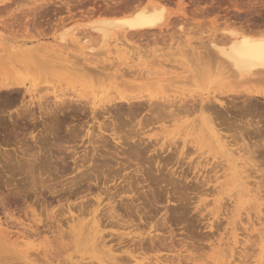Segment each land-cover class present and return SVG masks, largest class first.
Segmentation results:
<instances>
[{"label":"bare ground","instance_id":"6f19581e","mask_svg":"<svg viewBox=\"0 0 264 264\" xmlns=\"http://www.w3.org/2000/svg\"><path fill=\"white\" fill-rule=\"evenodd\" d=\"M7 1L9 0H0V5H2L4 9L7 6ZM99 1L100 3L98 2V0H65L61 6L65 8V10H67V12L70 15L75 14V12H72L73 9H75L76 7L78 8L82 7L81 9L83 11H81L80 14L82 12L85 13L84 16L85 17L87 16L86 18L89 19V20L87 19L86 29L87 32L90 33V36L92 34L93 37H96V39H98L97 41L98 42L100 41L99 43H101V45H103V43L110 44L111 41L113 40L121 42V45L119 46H118L119 42L115 43L116 46L115 51H117L118 54L124 52L126 49L129 48L127 43L129 42V40H132L133 38L134 39L137 38L140 41H143V39L145 40V38L147 40L150 37V32L162 28L166 22V19L168 18L165 15V3L170 0H99ZM197 2L199 1L195 0L194 5ZM228 2L231 4L235 3V1H233L232 3V0H228L227 3ZM89 3L90 5H88ZM177 3L180 8L185 7V3L183 2V0H178ZM212 3L216 7V6H220L221 2L217 0H211V4ZM52 4H54L52 0H47L44 2V5L41 6L44 13H48L50 10H53V8H51ZM234 6L236 5L234 4ZM261 6L264 7V3H262ZM247 20L246 22L243 21V18L242 21L230 20L228 23L229 25L226 26L223 29V33L220 34L222 36H220L219 39L213 37L215 38V40L213 38H210L209 41L207 42L209 45L206 44L207 46L206 48H208V51L210 53L206 50V48H203V45H201L202 47L199 46L201 48L198 47L199 50H195V51H193L195 47H192L190 49L189 47H184L183 45L185 51L189 49L187 52L188 55L189 53L190 56L192 55L197 57L198 55L200 59L197 57L199 59L198 60L194 57L196 61L197 60L200 61L204 57L203 58L204 61L198 62L199 64H197V66L198 65L201 66L202 64L206 63L205 65H202L201 68H203L204 70V67L206 68L207 64H209L207 68L210 69V66L216 62L215 64H213L214 66L211 67H215L216 65V68H218L219 71L221 70L223 71V73H225V77H224L225 82L242 86V88L240 89H231L230 91H228L229 93H227L226 91H220L218 94L207 98L202 97L200 99H195L181 95H170V94L154 95V93L149 95L135 94L133 96L131 95L128 96V95H123L120 92H117V89L114 88L116 86H114L113 90L115 91L111 89V91H113L114 93L110 92L109 90L110 95H108L107 93L105 94L106 96L104 95V97H100L97 99L96 97L90 98L89 96L91 94L93 96L98 94H93V92L91 94L88 93L89 95L88 94L87 95L89 98H87L86 95H84L85 92L83 91L84 93L80 95L75 94V96L77 95L74 98L75 100H73V98L70 100L66 99L63 97L65 95L62 96V94L61 95L58 94L57 96L54 97V100H52L51 102H49L50 101L49 100L47 102V100H45L46 98H43L44 96L38 97L39 95L34 96L35 94L34 95L30 94L28 91L29 89L25 87L24 83L15 80V78H13L9 74V71L7 72L6 65H2L1 66L2 78L0 80V131H2V133L4 131L8 132L9 136L10 135L13 136V137L10 136V138H14V139L17 138V140L15 141H18L20 135L23 136L21 137V140H23L22 138H24L26 134L30 136L29 138H31V141L33 140L32 141L34 142L33 144L34 145L36 144L37 147V150L36 149L33 150L31 149L32 146L31 145L30 149L33 152L31 153L30 151L29 153V151L26 150L25 148L26 146L24 147V145L27 144L26 142H23L22 144L23 146L20 145L22 141L21 142L19 141L20 144L17 142V144L19 145L16 146L17 145L16 144L15 145L16 147H14L13 144L12 146L14 147V149L16 148L17 150L19 149V151L21 150L22 152L21 154H23L21 156L22 158L19 159L18 158L19 155L18 156L15 155L17 154L18 151L15 154L13 153L18 158L17 162L21 166L23 165L22 167L20 165H17L15 160L14 162L16 163L17 167L19 166L18 168L19 169L21 168L20 169L21 172L27 168H30V170L28 169L27 171H32L33 169L32 167L36 165L38 166V164L39 166H41V167L38 166L39 167L38 169L43 168L47 163V157L52 156L50 152L53 154V148H55L54 146H57L58 149L55 150L58 151L60 150L59 152L57 151V154H55V157L58 156L59 158L57 162L59 161L66 162L65 158L67 159L69 158L73 163L72 165L73 167L71 168V170L69 169L70 171H68L67 174L69 172L72 173V171L75 172V170L78 172L77 174L75 173V177L73 176V178L70 179V182L69 180L65 181V183H70V185L68 184L69 186L66 185L68 187L60 186L61 193H59L60 191L59 192L57 191L59 189L50 188V186H53L50 183H48L50 185L47 184L45 185V187L42 184V186L44 187V191L46 189V192L48 191V193L51 195L48 196L52 197V194L58 192L59 198L53 195L54 197H56V200L55 199L54 200L64 201L63 203L60 204V207L65 205L66 210L69 214L68 218H70V221L68 220L69 222H67L68 229L66 228V230L70 235V239L67 238V240H64V232L66 230L65 229H64L65 231L63 230L61 224L62 222L60 221V219L62 218L61 216L63 215L58 214L59 212H56V209L51 210L47 208L49 205L47 207H45L46 206L45 205L43 208V210L45 211L44 212L45 218L43 216V219H45V221H43V219L40 218L41 216L40 212L36 213V210L32 207L34 203H32L31 206H29L31 211L30 221H32V225H28L27 228L24 230V232H21V235L17 236L16 238L20 237L22 240H26L27 238H31L32 235L34 238V236H36L35 234L41 233L40 231H38V229L43 225H47V222L49 220H52L56 223V228H58L56 231L58 236H55V238L60 244L69 242V244L66 245L69 247L67 250L73 249L74 254H78V255L84 254L89 250L90 252H94V253L96 252V254H91L89 257L94 258L95 261L98 262V264H125L127 260L132 261L138 258H147L146 255H148L149 253L151 254L152 252L154 255L153 259L155 260L154 264H188L190 261L193 262L194 260H198L197 258L203 259L200 263L197 264H251V263L264 264V236H262L263 234L261 235L259 240H257L258 237L254 238L256 241L253 239V237L254 236L256 237L257 235L250 234L251 237L254 235L252 237L253 240L250 239L251 241L249 244V246L251 245L250 247H253L252 245H254L258 241L261 242L258 247L257 253L254 252L255 250H253V252L252 250H250L252 254L254 253V255L252 256L251 252L248 254L247 252L248 245L246 244V242L248 241L246 237L249 236L250 232L249 233L247 232V234H244L246 232L244 233L239 232V234L242 233L240 234L241 236L238 235V233L236 232L237 227H238V231L240 230L245 231L246 229L249 230L250 228L254 227L255 224L257 225L255 219L259 220V222L261 221V224H263L264 217L262 215V210L260 208H258V211H255V214L253 213L254 217L248 211L251 216L247 214L245 215V217L243 216V218L239 217L240 219H235V224L233 218L227 221V224L230 225V229H231V236L230 238L228 237L227 239H224V237L222 238L221 236L216 239L214 234L215 232L223 228L221 226L222 223L220 222L221 220L208 221L205 218L207 221L204 222V224L198 228L194 224L196 219L193 217L195 219L194 222L187 221V223L185 222L186 224L182 226L183 228L182 231L185 232V235H183V233L180 234V237L182 236V239L178 240L177 242L175 241V236H177L176 235L177 229L175 230V228H177L178 226L177 227L175 226L176 225L181 226L185 220L179 219L178 215H176L174 209H171L172 207H170L171 205L169 206V204L164 205L165 210L162 213H158L159 210L157 209L158 202L161 200L162 196H165L166 203H172L173 205L179 207L180 204L186 203L188 199H191L190 195H194L192 196V199L195 197V195L197 197L199 193H202V195L204 193L206 195L205 192L208 189H211L206 186L212 183L211 178L215 177L214 175L215 172H212L214 175L212 176V173L210 171L214 170L215 168L217 169L219 168L217 171H219L221 168L223 169V173L221 172L222 176L220 173L219 177H217L218 176L217 175L215 179L217 178L219 179L220 176L222 178L224 177V181L221 186V189L220 191L217 190L218 191L217 193L221 195L224 194L226 197H231L232 195L233 198L232 197L231 198L234 199L235 196H244V195L245 197L246 195L250 196L251 195L250 193L252 192L254 197L258 196V198H256L257 201L264 200L263 199L264 198L263 196L264 195L263 194L264 193L263 190L264 189V167H263L264 164V22L261 21L253 22V20L252 21L250 20L247 21ZM88 39H89V35H88ZM147 45L148 44L146 43V45L143 46L146 47ZM191 46L192 45H190V47ZM87 47H88L87 45L86 47L82 45L79 47L80 48L79 53L78 54L74 53L79 56V59L77 58L78 60L75 58L76 55L74 56L73 53L72 54L67 53L68 56H66L67 54H65L64 52L56 55H58L57 58H62L63 55L65 54V57L67 59L62 58L61 59L62 62L69 61L70 56L74 57V59L71 58L72 59L71 64H74L75 66L82 69L81 66L79 65L81 64V62H82L81 65L86 63L87 65H90L93 63V61L94 63L95 61H98L94 59V57L96 58V56H91L94 55L92 54L94 53L92 52L94 51L93 50L94 47H89L90 50L92 49L91 50L92 53L91 55L90 54L89 55L93 57V59L89 57L88 53H86L87 51H85V49H89ZM185 48L188 49L186 50ZM202 48L209 53V57H207L208 53L206 51L204 52ZM55 49L58 51L60 47L59 48L56 47ZM55 49L52 50L55 51ZM200 49H202L201 51H203L205 54L207 53V55L201 52ZM168 50L170 51V49ZM176 50L180 51L182 50V47L181 48L179 47V49L177 48ZM184 50H182L183 53L185 52ZM59 51L62 52L64 50L60 49ZM50 54L52 55V57H55L52 52H50ZM199 54H202L203 56L202 55L199 56ZM192 56L191 58L192 60H194ZM81 57L83 58V61H81L82 60ZM114 58L115 57H111V59ZM209 58L210 60H208ZM107 59H110V56ZM79 60L81 61L80 63L77 62ZM192 60L191 62L193 63ZM211 60H213L214 62L212 61L213 62L212 63ZM74 62L78 64L76 65ZM114 63H112L111 66L113 64L114 66L119 64L116 61ZM128 65L130 66L133 65L132 66L133 69L130 70L131 72H129L127 68L126 71L128 72H126L125 68L122 67L124 71L121 68L119 70L120 73L118 72V76H115V78H113V82L115 84L118 85L122 83L123 85L124 83H127V86H129L128 83H131L130 84L131 87L132 83H134L132 87L135 88V86L137 87L139 85V84L135 85V82L139 78H140L139 81L140 80L150 81V79H146V78L148 77L151 78V76L153 77L155 76L150 72H149L150 75L147 74L148 72L146 74L139 72L140 75L137 72L138 73L137 76L139 77L138 78L135 75L136 72L135 71H134L135 73L132 72L133 70H135L134 67H136L137 64H135V66L133 63ZM98 66L99 69L100 65ZM89 67L91 68V66L85 65L83 66V69L85 68L84 70H86L88 68L90 71L91 70L94 71L96 66L94 67V69L93 66L91 69ZM194 67H196V65ZM201 68L198 66L197 71L199 70L200 72H202L203 70ZM98 69L96 68V70ZM207 70L205 69L204 72L206 73ZM95 71L93 73L98 72L97 73L98 75H100L103 71L107 72L105 71V65L99 69L100 73L99 71L96 72ZM110 71L112 72V70ZM199 71L197 72V74L199 73ZM103 73L100 76L104 78ZM152 73L154 72L152 71ZM116 74L117 73H115V75ZM104 75H107L105 76V78L108 77V74L105 73ZM177 75L181 76V74H177ZM178 76H172V77H175L174 79L177 80ZM194 76L195 75H193V77L191 76L192 78L191 77L190 78L194 79L195 78ZM167 78L169 77H166V79L164 78V81H162L163 78L162 80L159 81L161 83L162 82L166 83V81L168 82L170 80V78L169 80ZM186 79H184L183 84L185 83ZM179 81L180 80H178L177 82L180 83L181 81L180 82ZM168 83H170L169 84L170 86L180 85L178 83L175 84L174 80L173 81L170 80V82ZM168 83L166 85H168ZM143 85H140V87L141 88L144 87ZM147 85L153 86L152 84H147ZM160 85L163 86L162 84L159 83L156 84V87ZM150 86L148 88H151ZM58 88L61 89L62 87H57V89ZM73 95L71 96L73 97ZM70 112H75L76 114L74 113L71 114L75 116H77L78 114L80 116H84V118L85 115L87 114L90 116V121L93 122L92 125H90L86 129H83L85 125L84 123H82L83 121L81 120V123L84 125V126L81 125L83 126V128L81 127L83 130L81 128H80L81 130L79 129L80 125L77 126L79 130H76L75 129L76 127L71 128V126H70L71 129H69V127L66 128L68 137L69 138L71 137L70 139H72L73 137L80 138V139L78 138L81 142V143L79 142L80 143L79 146H82L86 143L90 146L88 147V145H86L85 148L83 147L82 150L83 153H81V156H77V152L78 154L80 152L77 149H75L76 148L75 146H74L75 148H73L70 147L71 145L70 146L66 145L68 144L69 139L67 138V136L65 137L63 136L66 135L67 133L61 136L62 138L65 139L67 138L66 140L67 143L65 142V140L62 141L66 143L65 145L62 144L61 140L63 139L60 138L59 136L60 132L64 133L62 132V128L68 126L70 120L67 121V118L69 119L70 117H72L71 114L70 117L68 115V113ZM74 117L73 120H75L76 118ZM100 118L102 119L100 120ZM78 119L77 122H79ZM84 122L85 124H87L86 121ZM178 122H180V124L185 122V124L183 126L177 125ZM73 125L75 126V124ZM152 127H156L157 131L151 133L150 130L152 129ZM178 128H181L180 130L183 131L182 133L181 131L179 132L181 135H183V133L186 134V136L194 135V137H192L188 141H186L187 139L185 138L181 139L182 143L179 149L177 148V146H175L176 145V141L174 140L175 138L171 136V133L177 131ZM200 131H203L208 137H210L213 140V143L211 142L212 144L210 143L211 144L210 146H213V148H215L214 146H216V148L220 149L219 151H221V153L220 152L218 153L222 154L221 156L224 157L223 161L219 160V163H216L218 162V160H216L218 158L217 157L215 159L216 162L212 163L216 165H211L210 167V165L208 164V162L210 161L208 160H211V158L209 159L207 155L206 157L204 156L203 158L202 155L205 153L204 151L202 152V154L199 153L198 157L195 156L194 158H192L193 160H190L191 158L189 160H185V158L182 157V154H184V156L186 155L183 152L184 149L185 152L186 150L188 151L189 149L193 150V152L197 151L199 147L195 134L197 132L200 133ZM78 139L76 141H78ZM15 141L13 142L11 141V143H14ZM203 141L205 140L203 139ZM7 142H10V140H7ZM70 142L71 141H69V143ZM4 145H0V150L2 148L8 147ZM51 145L53 146L52 149L50 148L52 147ZM110 145L113 148L112 150L109 149L111 148ZM233 145H237L240 149L233 148ZM69 147L72 148L70 153L67 150ZM87 147L90 148V150L89 149L87 150ZM100 148L104 149L105 151L110 150L108 151L110 155L111 153H113L123 156V158L121 159H125L124 161L126 162H120L121 161L120 160L119 164L121 163L120 164L121 166L117 163L119 165L117 167H120L119 172L116 169H114L113 171L110 170L111 172L105 171L107 172V175H105L103 168H105L104 166L107 165L106 168L108 169L109 168L108 163L105 161H102L100 163L94 162L95 158L98 157L104 158V155L102 154L103 152L99 153L102 150V149L100 150ZM62 149L63 151L64 150L67 151L69 154L67 153L65 154V151L62 152ZM241 150L245 154H247V156H245L244 158L245 160L242 159L243 161L241 163H238V160L243 158V156L245 155V154L243 155V153L239 154L240 152H242ZM6 152H8V150H6ZM9 152H11V150ZM26 152L29 154L25 157V154H27ZM48 152L50 155L48 154ZM164 152L166 155L162 156ZM8 154L10 153H7V155H5L4 152V155L6 157H8ZM62 154L63 156H61ZM148 154H150V158L147 157ZM10 155L8 157L9 159H10ZM180 155L182 158H180ZM211 156L213 157L214 155ZM12 157L14 158V156ZM185 157L188 158V155H186ZM196 157L199 159H195ZM13 158L12 160H14ZM9 159L8 160L6 159L7 162L9 163H6L7 165L4 164V167L5 166L8 167L7 168L8 170L6 169L5 170L6 172L11 173V171L14 170V166L13 164H10L11 159L10 160ZM116 160L118 161V159ZM141 160L143 161V163L148 162V164L146 163L147 164L145 166L146 168L144 167L145 169L142 167ZM131 162L132 163L134 162V165L136 164V168H134V170H132L133 168L130 166ZM220 162H224V164L223 163L220 164ZM87 163L88 166L91 165V167L93 168L92 169L93 172L91 173L84 172L85 170L88 172L89 168H91L85 165ZM184 164H186V166L187 165L189 166L186 167L187 170L189 169L188 172H190V170L193 171L191 168L195 170L194 172L196 173V175L195 173L193 174L195 178L193 176H192L193 180L190 178V180H192L191 183L194 181L193 185H191L190 181L187 180L189 175H186L184 172H183L184 174H181L182 166ZM218 164L223 167L221 168L217 167ZM174 166L175 168H173ZM130 167L131 170H129ZM208 167H210L209 168L210 170L208 169ZM22 168L24 169L22 170ZM59 168H62V170L60 169V171H58ZM68 168H69V164H68ZM178 168L179 170H181L180 171L181 175L179 173L177 174V172L179 171ZM56 169L58 170H55V174L52 178L50 175L48 176L49 173L47 174L50 180L56 178L57 176L64 177L66 170H68L67 164L63 163L62 167L56 166ZM121 169L122 170L124 169V171L127 170L128 172L125 173L123 172L124 174L120 175ZM201 169L203 170L208 169L209 171L205 170L206 172L203 174V170ZM166 170L169 172L166 173L165 172ZM199 171L202 174L200 173L201 175L198 177L197 172ZM207 172H210L211 176L207 174ZM257 172H260L258 176L256 175ZM15 173L13 174L12 172L13 176L15 175ZM27 173L31 175V177H33V175L31 174L32 172L31 173L27 172ZM110 173L111 175L109 177ZM243 173L244 175H241ZM10 176L12 175L10 174ZM31 177H29L30 178L29 181L28 176H26L27 178L26 180L28 181L25 182H28L29 184L33 180V178ZM248 178H253L255 180H250L249 183ZM36 179L37 178H35L34 181ZM245 179L247 180L245 181ZM117 180H119V182H116ZM83 181H85L87 184L85 182L84 184H82ZM111 181H114L113 185L112 184L108 185L107 183ZM221 182L219 181V183ZM34 183H38V181L36 180ZM34 183L33 182L30 183V185H32V187L36 185L38 187H41L38 184L34 185ZM161 183L164 184L162 185V187H161ZM179 184H181V186ZM248 184L254 185L253 187L256 186V190L251 188L252 186L248 188L247 187ZM27 185L25 183L24 185H20V186H25L26 190L27 189L29 190L31 187L27 188ZM110 185H112L113 187H111ZM137 186L140 187V190ZM234 187L235 188L237 187L236 190H233ZM25 188H23V190ZM213 189L214 191L211 192L212 194H214L213 192H215V187ZM37 190L39 189L37 188ZM231 190L233 191L231 192ZM229 191L231 192V194L228 193ZM24 192L26 191L24 190ZM39 192L42 193V191ZM8 193H10V190L8 191ZM211 193L208 192L207 193L208 195L206 196L204 195V196L208 197L209 194ZM18 194L19 193H14L12 198L11 197L9 198V201H11L10 199H12L11 205L15 204L14 205L15 207L18 208L20 207L21 209L23 203L21 202L22 204L21 206H19L20 203H18L17 201ZM24 194L28 195L27 193ZM48 196L46 197H44V195L42 196L46 200H44L43 198L40 199L50 204V202L54 200L48 201L47 200ZM71 196L73 197L75 196V199H73L74 201H76V199L79 200L74 202L73 203L74 205H71V203H69L70 205L69 204L66 205V203L69 201ZM4 199H6V197H4ZM40 199L38 198V201ZM48 199H52V198H48ZM218 200L220 201V199H217L216 202ZM6 201L8 202L7 199L5 200V202ZM174 201H176L177 203L176 204L173 203ZM204 203L205 205L207 204L206 202ZM1 205L5 206V204L2 203ZM36 205L38 206L39 204L37 203ZM184 205L185 204H183V206ZM259 205H261V203H258V206ZM70 206H73L75 212L71 209ZM223 206L226 205L224 204ZM7 208L8 207L6 205L5 209ZM224 208H222L221 211L223 210L226 211V209ZM169 210H171V212H169ZM179 211H177V213ZM55 212L57 215L61 217V218L59 217L58 219L61 223L57 220L56 218L57 215L55 214ZM60 213L62 214V212ZM26 214L29 215L28 213ZM210 214H213V216L217 215V217L218 215L219 216L221 215L219 212L218 213L211 212ZM180 215H181V211H180ZM262 217L263 219H261ZM221 218L222 217H220V219ZM252 218L255 219L253 220ZM203 219L204 218H202V220ZM236 220H238L237 225L239 224L237 227H236ZM22 223L24 224V222ZM15 224H17V222ZM64 224L66 223H63V225ZM49 226L51 227V225ZM120 228L123 231L116 232V230ZM106 229H110V230L106 232L105 231ZM162 232L164 234L167 233V235H163ZM10 233L13 234V230ZM7 235H8L7 232L5 233V231L0 227V241H3L7 247L14 246V249L18 250L19 242H21L22 240L19 242L17 240L10 242L9 237ZM106 235H110L111 240H113V237L116 236L115 237V239H117L116 245L118 244L125 248L123 250V254H125L123 256L125 257L124 259L120 258L123 254L119 256V255H115L114 253H111L113 252L112 246H107L104 241V236ZM65 236H67L66 232H65ZM48 239L43 238L42 240L45 241V244L51 245L52 241ZM25 242L23 241L21 242V244L22 243L24 244V248L20 249L19 252H21L24 257H27L29 253L31 254L32 252H28V253L25 252V249L30 247L27 246L28 244ZM206 244L209 246L208 248ZM212 246H214L215 248H213ZM249 246L248 248H250ZM204 248H206L207 250L210 249V251L206 252L207 250L206 249L204 250ZM101 249H105L103 253L98 252ZM114 250L116 251L117 248ZM163 250L164 251L166 250L165 252L173 253V255L170 256L167 253L161 254ZM42 251L43 249L41 250V252L39 249V252L41 254H39L38 256L36 255L38 258L40 257V255H42ZM59 252L62 253L61 251ZM105 254H108L107 257L101 256ZM47 255L49 256V254ZM32 258L34 259V257ZM38 258L35 257V259L37 260ZM118 258H120V260L122 259L123 262L122 261L118 262L120 261ZM35 259L33 260L34 262ZM41 260H43L44 262L43 258H41ZM124 260H126V262ZM27 261H28L27 263L29 264L32 263V259H29V256ZM45 262L47 263V261ZM95 263L96 262L94 261L89 263L87 262V264H95Z\"/></svg>","mask_w":264,"mask_h":264},{"label":"rangeland","instance_id":"374dc122","mask_svg":"<svg viewBox=\"0 0 264 264\" xmlns=\"http://www.w3.org/2000/svg\"><path fill=\"white\" fill-rule=\"evenodd\" d=\"M45 1H47V0H9V1H7V6L5 7V9L2 7V5H0V80L2 78L1 66L2 65H6L7 72L9 71V74L13 78H15V80H17V81H19L21 83H24L25 87L27 89H29L28 91H29L30 94H33V95L35 94L34 96H36V95L38 96L39 95L38 97H41V96L43 97L44 96L43 98H46L45 100H47V102L49 100H50L49 102L54 100V97L57 96L58 94H60V95L62 94V96L63 95L67 96L68 98L63 96L66 99L70 100V99L73 98V100H75L74 98L77 95H80V94H82L84 92H85L84 95H86L87 98L96 97V99H97V98H100V97H104V95L107 94V93H108V95H110V92L115 91V90H113L114 88L117 89V92H120L123 95H128V96L129 95L133 96L135 94L136 95H141V94L142 95L143 94L144 95L145 94L149 95V94L154 93V95H160V94L181 95V96L191 97V98H195V99H200L202 97L203 98H207V97H210V96L218 94L220 91H226L227 93H229L228 91H230L231 89H240V88H242V86L225 82V80H224L225 73H223V71H221V70L219 71V69L216 68V65H215V67H211V66H214L213 64L216 63V62L213 63L214 62L213 60H211V62L213 61L212 62L213 64L210 66L211 70L207 68L209 66V64H207V67L206 68L204 67V70H203V68H201V66L206 64V63H204L201 66L198 65L203 70V71L202 70L201 71L204 74L202 72H200L199 70H198L199 73L197 74V72H198L197 71V68H198L197 64H199L198 62L204 61L203 60L204 57L200 61H198L200 59L198 57V55H197V57L199 59L196 56H192L191 55L193 57V59H194V57L196 59H198L197 61L194 59L197 62L196 63L194 60H192V58L190 56V53L188 55L187 52H188L189 49L187 48L188 49L187 50L185 48L187 50V51H185L184 48H183V45H184V47H189L190 49L192 47H195L193 49V51L199 50V48L202 47L201 45H203V48H206L207 47L206 44H208L207 42L209 41L210 38L215 37V38L219 39V37L222 36L220 34L223 33V29L226 26L229 25L228 23H229L230 20L242 21V18H243L244 22H246L247 19H249L250 21L253 20V22H260V21L264 22V7L261 6V4L264 3V0H232V3H233V1H235L234 4L236 6H234V4H231L229 2H228L229 3L228 4L227 3L228 0H217V1H220L221 3H220V6H216V7L213 5V3L211 4V0H197V1H199V2H197L199 4L195 3V5H194L195 0H183V2L185 3V7L184 8H182V7L180 8L179 7V5L177 3L178 0H170V1L165 3V15L169 19L168 18L166 19V22L163 25V27L159 28V29H156V30H153L152 32H150V37L147 40H146V38H145V40L143 39V41H140L137 38H135V39L134 38L133 39L130 38L132 40H129V42L127 43L129 48L126 49L124 52L118 54V52L115 51V48H116L115 43L119 42V41L113 40V41H111V43L109 41L110 44L103 43V45H101V43H99L100 41L98 42L97 41L98 39H96V37H93L92 34L90 36V33L87 32V29H86L87 28L86 23H87V19H88V18H86L87 16L85 17L84 16L85 13H83V12H82L83 14L81 13L82 14L81 15L80 14L81 11L76 10V9H79V8L81 9L82 7H79V8L76 7L73 10L71 9L72 12H75V14L74 15H70L67 12V10H65V8H63L61 6L62 3L65 0H52L54 2V4H52V6H51V8H53V10H50L48 13H44V11L42 10L41 6L44 5ZM192 1H193V4H192ZM98 2L100 3L99 0H98ZM88 5H90V3ZM249 20H247V21H249ZM88 35H89V39L90 40L88 39ZM215 38H213V39L215 40ZM91 39H94V40H91ZM133 40H135V41H133ZM97 43H98V45H97ZM146 43L148 44L147 45L148 47L147 46L144 47L146 45ZM135 44H138V45H135ZM82 45H84V47H86V45H87L88 46L87 48L94 47L96 49L95 50L93 48L94 51H92V52H94V53L91 52L92 49L90 50V48L89 49H85V51H87L86 53H88V55L89 54L91 55V53L94 54V55H91V56H96V58H98V59H96L95 57H94V59L98 60V61H95V63L93 61V63L90 64V65H87V63L81 65L82 64L81 61H83V58L81 57L82 60L80 59L81 61L79 60L77 62H79V63L81 62V64H79V65L81 66L82 69H83V66H85V65L86 66H91V68L93 66V69L96 66L95 70H96V68L98 69V67H99L98 65H100V68L105 65V71H107V72H104V71H103L104 73L102 72L104 78L102 76H100L102 73L100 75L97 74L98 72L97 73H93L95 70L94 71L93 70L90 71L87 68L90 71L89 72L87 69L84 70L85 68L82 70L79 67L75 66L74 64H71L72 63V59L71 58L74 59V57L70 56L69 61L62 62L61 59L62 58H66L65 54H67V53L68 54L69 53H71V54L73 53L74 56L75 55L78 56L77 54L79 53V50H80L79 47L82 46ZM119 45H121V42H119L118 46ZM190 45H192V46L190 47ZM204 45H205V47H204ZM104 46H107V47H104ZM199 46H201V47H199ZM56 47L57 48L60 47V49L64 50V51L60 52L59 51L60 49L57 51L55 49ZM142 47H144V48H142ZM174 47L176 49L177 48L179 49V47L180 48L182 47V50H184L186 53L185 52L183 53L182 50L178 51ZM196 47L197 48L199 47V48L197 49ZM52 49H55L56 52L54 50H52ZM168 49H170L171 52ZM171 49H173V50L175 49V50L173 51ZM202 49H200V51ZM206 50L208 51V48H206ZM206 50L203 49L204 52ZM172 51H173V53H172ZM203 51H201V52H203ZM50 52H52L55 57H52ZM63 52L65 53L64 55L62 54L63 57L62 58H57L58 55H56V54H60V53H63ZM180 52H182V53H180ZM74 53H77V54H74ZM207 53L206 54L204 53V54L207 55ZM209 53H208L207 57H209ZM68 54L66 56H68ZM173 54H175V55H173ZM202 54H199V56L202 55ZM44 55H47L48 57L44 56ZM90 55H89V57H91ZM76 56H75V58L79 59V56L78 57H76ZM109 56H110V59H107ZM111 57H115L116 59L115 58L111 59ZM91 58L93 59V57H91ZM189 58H191V59H189ZM211 59H213V58H211ZM70 60H71V62H70ZM114 60L117 63H119V64L114 66V64H115ZM191 60L195 64H193L191 62ZM208 60H210V58ZM112 61H114V62H112ZM96 63H97V65H96ZM112 63H114V64L111 66ZM132 63L134 64V66H135V64H137V66L134 67L135 70L132 71V72H134V71L136 72V73L134 72L136 76H137V74L139 72H141L143 74L144 73L146 74L148 72L147 74L150 75V73H151V74H153L155 76L154 77L151 76V78H149V77L146 78V79H150V81H146V80H140L139 81L140 78L137 76L139 79L135 82V85L139 84L138 85L139 88H138V86L137 87L135 86V88L132 87L134 85V83H132L131 87H130L131 83H128L129 86H127V83H124L123 85H122V83L118 84V85L115 84L113 82V78H115V76H118V72L120 73L119 70L123 67V68H125V71L128 69V71L131 72L130 70L133 69V67H132L133 65L130 66L128 64H132ZM207 63H210V62H207ZM75 64L77 65L78 63H75ZM195 65H196L197 68L194 67ZM99 69L96 70V71H99ZM205 69L206 70L208 69L210 71L207 70L208 72L206 71V73H205L204 72ZM110 70H112V72ZM123 71H124V69H123ZM128 71H126V72H128ZM152 71L154 73H152ZM121 72H122V70H121ZM99 73H100V71H99ZM105 73L108 74L107 78H105V76H107V75H104ZM115 73H117V74L115 75ZM200 73H202V74H200ZM131 74H133V73H131ZM177 74H181V76H178ZM139 75H140V73H139ZM169 75L170 76L171 75L172 76H178L177 80L174 79L175 77H172V76L170 77ZM193 75H195L194 76L195 78L191 79L193 77ZM198 75H199V77H198ZM166 77H169L171 81L174 80L175 84H177L178 83L177 81L180 80L181 82L179 81L180 83H178L180 85L170 86L169 85L170 83H168V82H170L169 78H167L169 81L168 82L166 81V83L165 82L161 83L159 81V80H162V78H163L162 81H164V78L166 79ZM184 79H186V80H185V83L183 84ZM155 80H157V81H155ZM143 81H145V82H143ZM159 83L162 84L163 86L160 85V86L156 87V84H159ZM163 83H165V84H163ZM167 83H168V85H166ZM143 84H145V85H143ZM147 84H152L155 87L147 85ZM171 84H172V82H171ZM140 85H143L144 87L141 88ZM114 86H116V87H114ZM145 86H147V87H145ZM149 86L151 88H148ZM57 87H62V88L61 89L60 88L57 89ZM111 89L113 91H111ZM109 90H110V92H109ZM56 92H58V93H56ZM92 92H93V94H98V95L93 96L91 94ZM96 92H98V93H96ZM88 93L91 94L89 97H88V95H89ZM75 94H77V95L75 96ZM71 95H73V97ZM71 113L72 114L73 113L76 114L75 112H70V113H68L69 117L72 115ZM86 115H85V118H84V116H80L78 114H77V116L72 115V117H70L69 119L67 118V121L70 120L69 123H71V122L72 123L69 124L67 122L68 126L62 128V132H64V133H61V132L59 133L60 138H62L61 136H63V134L67 133L66 128H68V127H69V129L76 127L75 129L79 130L81 127L83 128L84 125L86 127L84 126L83 129H86L87 127L92 125L93 122L90 121V116L87 115V117H86ZM73 117L75 118V120H73ZM79 117H81V118H79ZM77 119L79 120V122H77ZM101 119L102 118H100V120ZM81 120L83 121L82 123H84V125L81 123ZM84 121H86L87 124H85ZM73 124H75V126ZM184 124H185V122L182 123V124H180V122L177 123V125H182V126ZM81 125H83V126H81ZM70 126H71V128H70ZM77 126H79V129H78ZM156 129H157L156 127H152L150 132L154 133V132L157 131ZM180 129L181 128H178L177 131H174V132L171 133V136H173V138H175L174 139L176 141V145L175 146H177L178 149L181 147V143H182L181 139L185 138V139H187L186 141H188L189 139L194 137V135L186 136V134H184V133H183V135H181L179 133L181 131ZM0 132L2 133V131H0ZM4 132L2 134L0 133L1 134L0 135V145L6 144L4 146H8V147L2 148L0 150V161L2 163V164L0 163V176L2 175L1 179H0V184H1L0 189L2 188L0 190V200L1 199L3 200L4 197H6L8 202L7 201L5 202L6 199H4L3 202H2V200L0 201V208H1L0 209V227H1V229H3L5 231V233L7 232V234H8L7 236L9 237V241L10 242H12L14 240H17L18 242L21 241L22 239L20 237L19 238H16V237L20 236L21 232H24V230L27 228L28 225H32V221H30L31 211H30V208H29V206H31L32 203H34L32 207L36 210V213L40 212V215H41L40 218L41 219H43V216L45 218V214H44L45 211L43 210L45 205H46L45 207H47L49 205L47 208H49L51 210L56 209V212H59L58 214L63 215V216H61L62 217L61 218L55 212V214L57 215V217H56L57 220L59 219V217L62 219V220L60 219V221L62 223L59 220L58 221L62 224L63 230L64 229L66 230V228L68 229L67 222L70 221V218H68L69 214H68V212L66 210V206L65 205L60 207V204L63 203L64 201L60 200L61 201L60 202L58 200L57 201H55V200H56V197L59 198V193H61L60 186L61 187H63V186L64 187H68L70 185V183H65V181L69 180V182H70V179H72L73 176L75 177V173L76 174L78 173L75 170V172L72 171V173L69 172L67 174V172L70 171L71 168L73 167L72 166L73 165L72 161L69 158L68 159L65 158L66 162L68 161L67 163L65 161L64 162H62V161L57 162V160H59V158H58V156L55 157V154H57L58 150H55V149H58V147L54 146L55 148H53V146L51 145L52 147H50V148L51 149L53 148V154L50 152V154L52 156L47 157V163L44 166L46 170L44 169V167L38 169L41 166H39V164L37 163L38 166H39L38 167L36 165V163H35L36 166L32 167L33 168L32 171H27L28 169L30 170V168H27V169L22 168V170L23 169L24 170L21 172L20 171L21 168L19 169L18 168L19 166L17 167V165H20L17 162L18 161L17 159L18 158L19 159L22 158L21 156L23 154H21L22 153L21 150L19 151V149L18 150L16 148L14 149V147H16V146H18L20 144L19 141L20 142L22 141V143L20 144L21 146H23L22 145L23 142H26L27 144L25 143L26 145H24V147L26 146L25 147L26 150H28L29 153H30V151L32 153L33 151L31 149H33V150L36 149L37 150L36 144L34 145L33 144L34 142H32L33 140L31 141V138H29L30 136H28L26 134H25L24 138H22L23 140H21V137H23V136L20 135L19 138H18V141H15V140H17V138H15V139L14 138H10L11 135L9 136L8 132H5V134H4ZM182 132L183 131H181V133ZM178 133H179V135H178ZM197 133L195 135H196V138H197V142H198V147L199 148L197 149V151H194V152H193V150H190V149L188 151L186 150L187 153L185 152V149H184L183 152L186 155H188V158L185 157L186 155L184 156V154H182V157H184L185 160H189L190 158H191L190 160H193L192 158H194L195 156L198 157L199 153L202 154V152L204 151L205 153L202 155V157L204 158V156L206 157V155H207L209 159L211 158V160H208V161L211 162V164H210V162H208L210 167H211V165H216V164H212V163L216 162L215 159L217 157L219 159L218 158L216 159V160H218V162H216V163H219V160L223 161L224 157L221 156L222 154L218 153V152L221 153V151H219L220 149L216 148V146H214L215 148H213V146H210L213 143V140L210 137H208L203 131H200V133H198V134ZM6 135H8V136H6ZM197 135H198V137H197ZM65 136H67V138L71 142L69 143V141H68V144H66L67 143L66 142L67 138L66 139L62 138L63 140H61V142L64 141V140L66 142V143L62 142V144H64V145L66 144V145H69V146L71 145L70 147H73V148L76 147L75 149H77L80 152L79 154L77 152V156H81V153H83V151H82L83 147L85 148V146L88 145V144L86 143V144H84L82 146H79V144L81 143L80 140H79L80 139L79 137H78L79 139L78 138H74V137L72 139H70L71 137L70 138L68 137V133L66 135H64L63 137H65ZM200 136L203 137V138H201ZM11 137H13V136H11ZM12 139H14V140H12ZM77 139H78V141H76ZM203 139L205 141H203ZM7 140H10V142H7ZM4 141H5V143H4ZM11 141L12 142L15 141V142L11 143ZM17 142L19 144H17ZM199 142L200 143L202 142V143L200 144ZM31 145L33 146V148H32ZM237 145H239V144H237ZM237 145H233V148L240 149ZM30 146H31V149H30ZM70 147L67 149L69 153H70V151L72 149ZM88 147H90V146L88 145ZM88 147H87V150L88 149L90 150V148H88ZM110 147H111V145H110ZM101 149L102 148H100V150ZM109 149L112 150L113 148L111 147ZM6 150H8V152H6ZM10 150H11V152H9ZM110 150H106L105 151L104 149H102L99 153L103 152L102 154L104 155V158H102V157L95 158L94 162H97V163H100L102 161L107 162L109 168L108 169L106 168L107 165L104 166L105 167V168H103L104 172L105 171L111 172L114 169H116L119 172L120 167H117V166H119L121 164V163L119 164V161L120 160H121L120 162H126V161H124L125 159H121V158H123L122 155H117V154H113V153H111V155H110V153L108 152ZM64 151L62 149V152H64ZM4 152H5V155H7V153H10V154L12 153L11 155L8 154V157L10 155V159L11 160L4 155ZM16 152H17V154H15ZM24 152H25V149H24ZM68 152L65 151V154L66 153L69 154ZM105 152H107V153H105ZM111 152H113V151H111ZM2 153H3V155H2ZM13 153L16 156L19 155V157L17 158ZM29 153L25 154V157ZM242 153H243V155L245 154L243 151L240 152L239 154H242ZM48 154H49V152H48ZM63 154L61 156H63ZM218 154H219V156H218ZM148 155H147V157L150 158V154H148ZM163 155H166L165 152H164V154H162V156ZM211 155H214V156L212 157ZM3 156L7 160L9 159L10 160V164H13V166H14V170L11 171V173L10 172H6V170H8L7 169L8 167H6V166L4 167V164L9 163V162H7V160ZM12 156H14V158ZM245 156H247V154H245L243 156V158L238 160V163H241L243 161L242 159H244ZM119 157H120V159H119ZM182 157L180 155V158H182ZM197 157L195 159H199ZM12 158L14 160H12ZM101 158H102V160H101ZM115 158L118 159V161ZM212 159H213V161H212ZM3 160H6V161H3ZM11 161H12V163H11ZM14 161L17 163V165H16V163ZM113 161H115V162H113ZM60 162H62V163H60ZM144 162H146V161H144ZM63 163L67 164V169L68 170H66V172H65L66 175L64 174V177L60 176L61 178L57 176L56 178L50 180V178L48 176L50 175L51 178H52L54 176V174H55V170H58V169H56V166L57 167H62ZM146 163L148 164V162H146ZM146 163H143V161H142L141 164H142L143 168L147 165ZM222 163L224 164V162H220V164H222ZM68 164H69V168H68ZM85 165L88 166V163L85 164ZM130 166L133 168L132 170H134V168H136V164L134 165V162L133 163L131 162ZM88 167H91V165L88 166ZM115 167H117V168H115ZM131 167L129 168V170H131ZM186 167H189V166L188 165L186 166V164H184L182 166V171L179 170V168H178L179 171L177 170L178 171L177 174L178 173L180 174V171H181L182 172L181 174L185 173L186 175H189L187 180L190 181L191 185H193L194 181L192 183H191V181L193 180L192 178L194 177L193 174L195 173L194 172L195 170L193 168H191L193 171L190 170V172H188L189 169L187 170ZM210 167H208V169ZM217 167L221 168L223 166L218 164ZM246 167H248V166H246ZM263 167H264V164H263ZM173 168H175V166ZM206 168H207V166H206ZM60 169L62 170V168H59L58 171H60ZM92 169L93 168L91 167V168H89L88 172L86 170L84 172L85 173H91V172H93ZM208 169H204V170L201 169V170H203V174H204L206 172L205 170H208ZM218 169L215 168L214 170H212L210 172L211 173L215 172L214 173L215 177L217 175H218L217 177H219V174L221 172L223 173V169L221 168L219 171H217ZM18 170H19V173H18ZM25 170L27 172H29V173L32 172L31 174L33 175V177H31V175H29ZM40 171H41V173H40ZM200 171L197 172V176L198 177L202 174ZM12 172H13V174L16 172L14 176H13ZM107 172H105V175H107ZM123 172L125 173V172H128V171L127 170L124 171V169L123 170L121 169L120 175L124 174ZM165 172L168 173L169 171L166 170ZM210 172H207V174H209L211 176ZM222 173H221V176H222ZM257 173H256V175L258 176L260 172H257ZM10 174L12 176H10ZM47 174H48V176H47ZM110 175H111V173L109 174V177H110ZM195 175H196V173H195ZM214 175L212 173V176H214ZM241 175H244V173L241 174ZM26 176H28L29 181H30L29 177L33 178V180L30 183H32V182L34 183L37 180L38 183H34V185L38 184L41 187H38L37 185L36 186L33 185L34 187H32V185H30V183L28 184V182H25V181H28V180H26L27 179ZM197 176H196V178H197ZM221 176H220L219 179L218 178L215 179V177H213L214 179L211 178L212 179V181H211L212 183H210L208 186H206L208 188H211V189H208L205 192L206 195H208L207 194L208 192L211 193L212 191H214L213 188L215 187V192H213L214 194L211 193V194H209L208 197H205L206 195L204 193H203V195H202V193H199V195L197 194L198 198L195 195V197H194L195 199L194 198L192 199V196H194V195H190L191 199H188L186 203H183V204H185L184 206H183V204H180L179 205L180 208L178 206L173 205L172 203H166L165 202V196H162L161 200L158 202V205H157V207H158L157 209L159 210L158 213L164 212V210H165L164 209V205L165 204H169V206L171 205L170 207H172L171 209H174V212L176 213V215H178L179 219L185 220L184 223L181 226L180 225H176L175 226V227L178 226L177 228H175V230L177 229L176 230L177 232L175 231L177 234L176 233L175 234L178 237H180V234H182V233H183V235H185V232L182 231L183 230L182 226H184L187 223V221L194 222L195 219L197 221L195 220L194 224L198 228L201 227L204 224V222H206L207 220L208 221L221 220L220 222H222L221 226L223 228H221L219 231L215 232L214 234H215L216 239L218 237H220V236L222 238L224 237V239H227L228 237L230 238V236H231L230 225L227 224V221L231 220L232 218H233V221H234V224H235V219H240L241 217L243 218V216L245 217V215H247V214L249 216H251L249 214V212L253 215V213L255 214V211H258V208H260L262 210V215L264 217V211H263L264 210L263 209L264 206H261V205H264V203H263L264 200L257 201L256 198H258V196L254 197L252 192L250 193L251 194L250 196L249 195H246V197H245V195L244 196H235L234 199H232L233 198L232 195H231V197H232L231 198V197H226L224 194L221 195V194L217 193L218 191H220L221 186H222L223 181H224V177L222 178ZM103 177H105V176H103ZM35 178H37V179L34 181ZM43 178H44V180H43ZM190 178L192 180H190ZM248 179H249V183H250V180H255L253 178H248ZM246 180L247 179H245V181ZM219 181L220 182L222 181V182L219 183ZM84 182L85 181H83L82 184H84ZM113 182L114 181H111V182H108L107 184L108 185L109 184L113 185ZM116 182H119V180H117ZM252 182H254V181H252ZM10 183H11V185H10ZM25 183H26V185L27 184L29 185V186L27 185V188L31 187L30 188L31 190L30 189L26 190L25 186H20V185H24ZM48 183L53 185V186H50V188L59 189L57 191L58 192L60 191V192L52 194V197H50L51 195L48 193V191L46 192V189L44 191V187ZM42 184H43L44 187L42 186ZM50 184H48V185H50ZM66 185H68V186H66ZM112 185H110V186L113 187ZM162 185H164V184L161 183V187H162ZM179 185L181 186V184H179ZM179 185H177V186H179ZM18 186H20L21 188L18 187ZM216 186H218V187H216ZM253 186L254 185H251V184L247 185L248 188L251 187V188L256 190V186L255 187H253ZM118 187H119V185H118ZM168 187H170V186H168ZM23 188H25L24 190L26 192H24ZM37 188L39 190H37ZM138 188L140 190V187H138ZM230 188H232V187H230ZM236 188L234 187L233 190H236ZM261 189H263V188H261ZM9 190H10V193H8ZM233 190H231V192ZM39 191H42V193L39 192ZM23 192L27 193L28 195L24 194ZM231 192L229 191L228 193L231 194ZM14 193H19L18 194L19 199L17 197V201H18V203H20L19 206H21V204L23 203L22 206H21V209H20V207L19 208L15 207L14 206L15 204L11 205L12 199H10L11 201H9V198L10 197L12 198ZM30 193L33 194V195H31ZM216 193L219 194V195H217ZM261 193H263V192H261ZM43 195H44V197L50 195V196L47 197L48 201H50V200L52 201L54 199L55 200L50 202V204H48V203H46L44 201L46 199L44 197H42ZM53 195L56 196V197H54ZM36 197H38L39 199L43 198L44 200L40 199L38 201V198H36ZM71 197H70L71 200L69 199V201L66 203V205L69 204V203H71V205H74L73 203L76 202L77 200H79V199H76V201H74L73 199H75V196L74 197L71 196ZM48 198H52V199H48ZM217 199H220V201L218 200L216 202ZM34 200L35 201L37 200L38 202L36 201V203H35ZM208 200H209V202H208ZM225 200H227V201H225ZM204 202H206L207 204L205 205ZM218 202L221 204V206H220V204ZM1 203L5 204V206L1 205ZM37 203L40 206L39 205L37 206L36 205ZM173 203L176 204L177 202L174 201ZM258 203H261V205L258 206ZM25 204H28V205H25ZM224 204L226 206H223ZM6 205L10 209H8V208L5 209ZM244 205H246V206H244ZM70 207L75 212V209L73 208V206H70ZM221 207L222 208L225 207L224 209H226V211L225 210L221 211L222 210ZM185 208H186V210H185ZM243 208H246V209H243ZM19 209H20L21 212L19 211ZM179 210L181 211V215H180V211ZM177 211H179L178 212L179 214L177 213ZM186 211H187V213H186ZM11 212H12V214H11ZM60 212H62V214ZM64 212H66V213H64ZM169 212H171V210H169ZM211 212L212 213L213 212H217V213L219 212L221 215L220 216L218 215V217H217V215L213 216V214H210ZM26 213H28L29 215H27ZM185 214H186V216H185ZM21 215H22V217H21ZM8 217H10V218H8ZM220 217H222V218L220 219ZM253 217H254V215H253ZM263 217L261 219H263ZM202 218H204V219L202 220ZM224 218H226V219H224ZM198 219H199V221H198ZM252 219L254 220L255 218H252ZM43 221H45V219H43ZM255 221H256L257 225L254 222L255 226L250 228L251 230L250 229L249 230L246 229L245 231H242V230L238 231V227L237 226L239 224L237 225L238 220H236V227H237V231L236 232L238 233V235L242 234V233L239 234V232H243V233L246 232L244 234H247V232L248 233L250 232L249 236L246 237V239H248V241L246 242V244L248 246H249V244L251 242L250 239L253 240L254 238L258 237L257 240H259V238L261 237L262 234H263L262 236H264V223L261 224V221L259 222V220H257V219H255ZM11 222L14 223V224H12ZM16 222H17V224H15ZM22 222H24V224ZM51 222H54V221L49 220L47 222V225H43L42 227L39 226L40 228L38 229V231H40L41 233L35 234L36 236H34V238H33V235H32L31 238H27L26 240H22L23 242L26 241L25 243L28 244L27 246H30L29 248L25 249V252L26 253L32 252L31 254L29 253V255H28L29 259H32V263L31 264H36V263L37 264H87V262L89 263V262H92V261L96 262L95 264H98V262L95 261L94 258L89 257L91 254H96V252L95 253L94 252H90V250H89V251H87L84 254L78 255V254H74V250L72 248H71L72 250H70V249L67 250L69 247L66 246V245H68L69 242H65L67 244H65V243H61L60 244L55 238V236H58L57 232H56L57 229H58V228H56V223L55 222L51 223ZM63 223H66V224L63 225ZM48 224L51 225V227ZM39 225H41V224H39ZM66 225H67V227H66ZM53 226H55V227H53ZM21 227H23L24 229L21 228ZM20 229L23 230V231H21ZM53 229H54V231H53ZM12 230H13V234L10 233V232H12ZM109 230L110 229H106L105 231L107 232ZM17 231H19L20 233L17 232ZM121 231H123L121 228L116 230V232H121ZM65 232H66L67 236H65ZM65 232H64V240H67V238L70 239V235L68 234L67 230ZM162 234L163 235H167V233L164 234L163 232H162ZM250 234L251 235L254 234V235H257V236L255 237L253 235L254 237L252 236L253 237V239H252ZM22 235H23V233H22ZM177 236H175V241L176 242L178 240L182 239V236L180 238H178ZM115 237L116 236H114L113 240H111V236L110 235H106V236H104V241H105L107 246H112L113 252H111V253H114L115 255L121 256V254H123V250L125 248L123 246L118 245V244L116 245V243H117L116 240L117 239H115ZM43 238H47V239L49 238L48 240L52 241L51 245L45 244V241L42 240ZM38 241H39V243H38ZM21 242H19V245H18L19 249L15 250L14 246L7 247L4 244L3 241H0V264H29V263H27L28 262L27 261L28 256L24 257L23 254L21 252H19L20 249L24 248V244L23 243L21 244ZM260 243L261 242L258 241L254 245H252L253 247H250L251 246L250 245L249 246L250 248H248V246H247L248 254L251 252L250 250H252V252H253V250H255L254 252L257 253ZM206 246H207V248L209 247L207 244H206ZM41 247H43V248H41ZM64 247L65 248L67 247V248L65 249ZM212 247L215 248L214 246H212ZM33 248H35V249H33ZM116 248H117V250L115 251L114 249H116ZM256 248H257V250H256ZM39 249H40V252L43 249L42 255H40V257H39L40 260L37 257L39 254H41L39 252ZM205 249L206 248H204V250ZM104 250L105 249H101L98 252L103 253ZM59 251H61V252L63 251V252L60 253ZM165 251L163 250L161 252V254L167 253L170 256L173 255V253H169V252H165ZM209 251H210V249H208L206 252H209ZM252 252H251V255L253 256L254 253L252 254ZM35 253H37V254H35ZM47 254H49L50 258H49V256ZM33 255H35V256H33ZM107 255L108 254L101 255V256L102 257H107ZM124 255L125 254H123L120 258L124 259L125 258V257H123ZM32 257H34V259L36 257V258H38V260L35 259V262H34L33 261L34 259ZM146 257L148 259L147 258H138V259L132 260V261L127 260V262H126V260H124L126 262V263L125 262L124 263L125 264H152V263L154 264L155 260L153 259V257H154L153 252L151 254L149 253L148 255H146ZM41 258L44 259V262H43V260H41ZM120 258H118V259L120 260ZM197 259L198 260H194L193 262L190 261L189 263L188 262L187 263L188 264H197V263H200L203 260L202 258L201 259L197 258ZM36 261H38V262H36ZM45 261H47V263ZM121 261L123 262L122 259L120 261H118V262H121ZM208 261H210V260H208ZM251 264H253V263H251Z\"/></svg>","mask_w":264,"mask_h":264},{"label":"flooded vegetation","instance_id":"af4514ba","mask_svg":"<svg viewBox=\"0 0 264 264\" xmlns=\"http://www.w3.org/2000/svg\"><path fill=\"white\" fill-rule=\"evenodd\" d=\"M78 10L83 11L82 9H78Z\"/></svg>","mask_w":264,"mask_h":264}]
</instances>
